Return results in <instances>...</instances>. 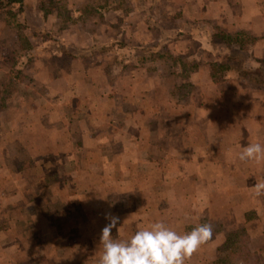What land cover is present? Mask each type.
Here are the masks:
<instances>
[{
	"label": "crops",
	"instance_id": "1",
	"mask_svg": "<svg viewBox=\"0 0 264 264\" xmlns=\"http://www.w3.org/2000/svg\"><path fill=\"white\" fill-rule=\"evenodd\" d=\"M45 1L0 0V51L13 49V40L5 44V34L10 38L17 35V25L11 22L9 13L6 14L10 7L14 10L13 15L16 13L17 19L23 21L27 29L38 26L37 20L42 23L44 19L46 28L40 32L33 31L32 34L46 38L54 34L52 26L47 24L53 16L50 12L46 15L42 6ZM72 1L75 3V16L71 14V17L77 19L76 23L85 18L81 17L85 4L90 3L103 13L105 19H108L104 24L108 40H113L115 28L120 27V22L115 23L108 16H130L133 21L130 23L133 24L129 35L132 39L136 36L140 40L130 44L132 39L127 42L125 38L124 49L155 52L165 49L172 56L197 64V68L187 77H165L160 75L163 61L143 59L134 69H127L116 79V71L109 67L106 69L107 62L100 55L116 49L117 45L121 44L97 43L91 37L99 36L94 32L95 29L89 34L79 28L77 32H63L64 26L61 25L58 28L62 32L61 40L55 42L54 48L52 40L39 45L43 52V59L40 58L42 66L37 70H30L32 82L43 85V99L49 100L50 107L38 109L28 106L22 112H18L16 108H8L3 115L8 113L11 121L6 123L0 120L2 172L4 163L9 166V163L16 164L20 161L19 148H25L30 163L29 172L42 184L38 188L35 182L34 189L32 178L28 174L29 187L34 192L31 195H35V198L38 189L42 188L39 192L46 191L47 194L60 185L65 187L64 182H57L60 177L68 181L73 179L66 175L71 174V171L66 174L51 172L50 175H33L31 166L34 164L36 167L35 164L40 161L46 164L62 162L69 170L73 164L84 163V174L96 173L94 170H87L91 163H96L97 169H106L107 165L111 164L115 168V164L125 163V174H129L126 178H129V181L137 180L136 186L131 187L125 195L127 197L134 194L135 187L140 185L142 189L148 186H141L142 181L138 183V174H141L140 177L144 180L150 177L152 165L157 166L155 170L159 174H176L174 177L177 179L187 177L186 174H208V184L215 183V188L208 190L210 210L218 213L227 228L233 220L236 221L234 228L245 227L249 233L246 239L247 247L252 252L247 264H251V260L254 261L253 264H264V154L252 160L239 158L240 153L250 144L264 145V0H168L170 4L166 6L164 3H167V0H112L114 4L120 1L125 4L128 2L129 8H132L129 12H124L117 5L107 8L103 5L104 0ZM140 1L145 5H139ZM152 5L154 10H150ZM162 12L167 13L168 22H174L167 31ZM80 24L83 22H79L77 26ZM100 28L102 26L98 28V32L102 34ZM219 30L228 33L246 31L257 40L247 49L239 50L235 45L230 46L218 39L216 34ZM150 35L155 40L152 44H148ZM30 43L31 49L34 44L31 40ZM74 45L78 53L72 58L68 57V52ZM215 62L227 64L220 80L212 77V64ZM169 63L171 65L170 61ZM176 64L181 66L178 61ZM36 65L38 62L34 61L33 67ZM15 68L16 73L23 69ZM149 70H157L161 77L157 76L159 79L157 78L154 84L152 81L155 78L148 73ZM38 71L42 72L41 75H36ZM167 78L173 79L169 92L165 84L171 80ZM184 78L192 84V89L186 96L194 105L182 113L181 105L185 101L169 97L174 95L175 85H182ZM82 99H90L91 107H82ZM169 103H173L174 110L178 113L176 116L181 118L177 121L180 126L164 124ZM33 113H43L46 122L34 123L36 118L32 123L29 122L28 119ZM169 127H173L172 130L179 128L181 135L176 139H172L173 134L168 137L158 135L165 129L169 130ZM21 131L24 133L23 138ZM38 146L64 148L60 154L61 160L54 159L52 151H45L42 156H38ZM7 147H14L13 153L9 154ZM198 148L208 149L205 154L208 159L192 161ZM62 171L65 170L62 168ZM115 171L109 170L107 174H116ZM2 172L0 177H4ZM51 175L55 176V182L49 181ZM3 183L5 184V181L0 184ZM5 185L7 188L19 187L16 184L12 187L13 183L10 182ZM99 185L90 180L82 187L93 193ZM79 193L82 195L76 188L69 191V194L73 195ZM20 196L21 193L17 191L14 198L17 204L12 201L4 206L0 205V262L2 258H8L11 264H19V259L24 254L21 248H26L27 245L34 250L31 257L43 258L46 264H64L67 260L63 256L66 255L64 250L75 234L70 235L67 228L77 230L87 224L84 220L66 222L59 217L55 219L52 204L47 209L44 206L39 209L37 204L30 201L21 205L23 198ZM66 204L69 205L67 200ZM22 207L26 210L28 208L30 212H38L37 216L29 218L26 228L22 225L28 214L21 212ZM64 210L68 211L66 207ZM29 216L31 217V214ZM214 242H218L220 246L223 244V238ZM76 253L77 251L71 252V255ZM81 258L76 255V261Z\"/></svg>",
	"mask_w": 264,
	"mask_h": 264
},
{
	"label": "rangeland",
	"instance_id": "2",
	"mask_svg": "<svg viewBox=\"0 0 264 264\" xmlns=\"http://www.w3.org/2000/svg\"><path fill=\"white\" fill-rule=\"evenodd\" d=\"M46 1L50 3L48 5L45 4V7L43 6V8L45 11L50 9L49 11L53 16L49 18V22L47 24L48 26L50 24L52 26L51 30L55 31L50 38H46L43 35L32 34L33 31L40 32L44 30V19L42 23L37 20L38 26H33V28L29 27V29L25 27L23 28L24 33L27 35L29 34L28 36L29 38H31L30 40L32 44H34L31 49H16L19 46V27H17V35L15 37L11 36L10 38L7 34H5V44L7 45L9 42H11V40H13V49H5L3 51H0V120L5 121L6 123L8 121H11L9 120L11 116L8 113L3 115L4 112L8 111V108H16L18 112H22L28 106L30 108L38 109H47L50 107L49 100L47 101L43 99V97H45L43 85L41 83L32 82V79L30 77V70H37L42 66V61L40 58L43 59V56L41 55L43 52L39 49V45L41 46L42 44H45L46 42H50V40H52L54 48L55 42L61 40L60 37H62V32L61 29L58 30L61 25L64 26L62 30L63 32H77V28H79L81 31L84 30L86 33L89 34L92 33V30L95 29L94 32H96L99 36L91 37L92 39H95L97 43L99 42L101 44H105L108 42H114L116 44H121L117 45L118 47L116 49L111 50L110 52H103L104 54L100 55L105 60V62H107V64H105L106 69L107 67H109V69H113L116 71V79H118V77L123 74L122 72L126 71L127 69H134L136 66H138L140 64V61H142V59H140L141 56H149L152 53L166 54L164 58L159 59L163 61L162 63H165L168 67H170L169 58H167L169 52H167L165 49H161V51L156 52L149 50L130 51L124 49L125 38L127 42L128 39L131 38L129 35V29L133 24L130 22L133 21H131L132 18H130V16H127L126 18L120 17L118 16V14H111L108 16V18L111 17L113 22H118V24L120 22V27L115 28L116 34H113V40H108V35H106L104 31V24L108 21V19L106 20L105 17L101 19L100 16L96 18L85 17L78 20L79 22H83V24L77 26L79 22H73L74 18L71 17V14L75 16V14L73 13L75 10L74 1ZM141 3L142 5H145L144 2L141 1L139 2V5H141ZM167 4H170L168 3V0L167 3H164V6H166ZM113 5H117V3H113ZM117 7H120L124 12H129L130 10H132V8H129L130 4L128 2H126V4L124 3L121 5H117ZM127 9L128 11H126ZM150 10H154L153 5L150 7ZM59 12L62 13V16L58 17ZM63 15L65 16L64 21ZM166 15L167 13L165 12H162L161 14V16H164L165 18L163 19L166 23L165 29L167 31V28H170V26L174 25V22H168V18L166 17ZM8 16L11 17V22L16 25L17 20H14V16H12L11 14H8ZM100 26H102V28H100L102 34H99L98 32V28ZM87 30L90 32H87ZM138 40H140V38L134 36L130 44H135L134 42ZM154 42V38L152 39V36L150 35L148 37V44H152ZM48 48H50V46H48ZM77 53V47L74 45V48H72L68 52V57L72 58V56L76 55ZM38 56L39 60L37 59ZM34 61H37L38 65L33 67ZM108 62L113 63H110V65ZM15 67H21L23 69L22 71H19V73H16ZM41 73V71H38L36 75H41ZM148 73L152 74L151 76L155 78L152 81L153 84L157 82L158 77L161 78L157 70H149ZM167 79L171 80L170 83L167 82L165 84L168 87L167 92H169V88H172L173 86V79ZM185 92L186 91L184 90L174 89V95H169V99L173 98L178 99V101L181 102L185 101L181 105V107L183 106L182 113L187 111L188 108L193 107L194 105V103L191 104V102L188 100L186 96L187 94ZM196 102L198 103V101ZM80 105L84 108L91 107V100L86 99L84 101L82 99ZM168 106L169 107L166 108L168 109L166 118L169 119L165 118L166 122H164V124L166 123L168 124V126H173L174 124H177L178 126H180V123H177V121L181 118L178 115L176 116V114L178 113L176 110H174L173 103H169ZM182 116L183 114H181V117ZM35 118L36 120L34 121ZM28 121L31 123L33 121L34 123H45L46 116L43 113L42 115L33 113L30 115ZM169 128V130L165 129L163 133H160L158 135L168 137L170 134H173L174 137H172V139H176V137H179L181 135V130L179 128H176L174 130H172L173 127ZM13 135L18 136L16 133H13ZM23 135L24 133L23 131H21V138H23ZM7 149L9 150V154H11L13 153L15 148L7 147ZM63 149L64 148L61 147L38 146L36 148V153L38 154V156H42L45 151H52L53 158L60 159V154ZM206 151H208V149L198 148V151H196L194 155L195 157L192 158V161H197L201 158L208 159V155H205ZM18 152L21 156L20 161L16 164L9 163V166L4 163L3 172L1 166L2 164L0 163V173L2 172V174L4 175V177H0V183L2 181H5V184L7 182L13 183L12 187H14V184L19 186L17 188H7L4 183L2 185L0 184V205L4 206L5 203H9L12 201L14 204H17L18 202L14 201V198L17 195V191H19L21 193L20 197L23 198L21 201V205L30 201L32 203L37 204V207H39V209L43 208V206L45 209H47V207L52 204V210L54 211L55 219L59 217L60 219H63V221L66 222L68 220H70V222H81L84 220V222L87 224V226L85 227L78 228L77 230L75 228L74 230L72 228H67L70 235H72L73 233L75 234H73L70 238V241L67 242V249L64 250L66 251V255L63 256L67 258L64 264H99V257L103 254L102 245L99 243L100 235L102 229L108 223H110V219L108 217L118 218L116 226L113 227L111 230L112 239L114 241L130 239L136 231L146 229L150 227L152 223L157 221L165 223L169 228L175 230L181 235L192 231L195 227L200 224H210L213 229L212 236L216 235L215 239H212L211 237L208 241L202 244L191 255L190 258H187L185 260V264H213L212 262L219 256L221 252L220 248H224V240L226 239V235L228 232L230 233L231 231L244 229L246 238L249 234L245 227L240 226L238 228H234V223L236 222L235 220H233L232 224H230L231 226L229 225V228H227L223 224L224 222L222 221L218 213L210 210V205H208V190L210 188H215V183L213 182L211 184H208V174H186L187 177L184 176L181 179H177L174 177L176 174H159L158 171L155 170L157 166L152 165V167H150V177H147L144 180L140 177L141 174H138V183L142 181L141 186H148L142 187V189L140 188V185L135 187L134 194L131 196L129 195V197H127L125 195H127V192L131 187L136 186L137 180L129 181V178H126V175L129 174H125V163L115 164L116 169L112 164L107 165L106 169H97V164L91 163V166L88 167L87 170H94V173H96L84 174V171L86 170V164L84 163L73 164L71 170H69L66 164H63L62 162L54 161V163L46 164V162L40 161V163L35 164L36 167L33 166L34 164L31 166V171L33 175H50L52 174L51 172H54L53 174H63L65 172L66 174V172L71 171V174L66 175L67 177H73V179L68 181L67 179L64 180L63 177H60L57 182H64L66 185L65 187H62L60 185V187L58 186L54 188L52 193L47 194L46 191L39 192L42 188L40 190L38 189L35 198V195H31V193L33 192L32 188L29 187L30 179L28 174H30V167L28 168V165L30 163L28 161L29 158L27 157V150L21 147L19 148ZM178 154L180 155V152H178ZM136 165L139 166L140 164ZM62 168L65 171H62ZM109 170H116V174L108 175L107 173ZM160 170H162V168ZM19 172H21L22 174H19ZM30 176L32 178L33 188L35 182H37L36 186L38 188L41 187L42 184L39 183V180H35L34 177H32V174H30ZM109 176H111V178ZM90 180H94L95 182L100 184L98 188L94 189V195L92 192H88L86 190L88 188L82 187L83 185H85L86 182H89ZM49 181L55 182V176L51 175ZM116 181L119 182V185ZM75 188L78 192L80 190L82 195H80V193L78 195L69 194V191H73V189ZM66 200L69 202V205L66 204ZM111 204H113L112 208ZM132 205L135 209L132 207ZM65 207L68 210L67 212H65L64 210ZM70 209L72 210V212ZM60 211H62L63 213H61ZM21 212L24 214H28L27 216H25L22 225V227L25 228L28 226L29 218L32 219L38 215V212L35 213L34 210H31L30 212L28 211V208L26 210L23 207L21 209ZM30 214L31 217L29 216ZM57 221L59 222L60 226L61 223L59 219ZM73 237L75 238L74 241L72 240ZM82 237L83 242L81 241ZM222 238V245L219 246L218 242H214L215 240H220ZM21 250L24 254L21 255L18 262L19 264L23 262H25V264H46V262L43 261V258L31 257L34 254V250L28 248L27 245L26 248H24L23 246ZM76 251V254L71 255V252ZM76 255L82 258L79 261H76ZM253 263L254 261L251 260V264ZM0 264H11V260L8 258H2V262H0Z\"/></svg>",
	"mask_w": 264,
	"mask_h": 264
},
{
	"label": "clouds",
	"instance_id": "3",
	"mask_svg": "<svg viewBox=\"0 0 264 264\" xmlns=\"http://www.w3.org/2000/svg\"><path fill=\"white\" fill-rule=\"evenodd\" d=\"M264 154V145L254 143L240 153L241 160H252ZM108 223L101 231L99 243L103 254L99 264H185V260L212 237L213 229L204 223L183 235L169 228L161 221L141 229L127 240L114 241L111 230L118 218L108 217Z\"/></svg>",
	"mask_w": 264,
	"mask_h": 264
},
{
	"label": "trees",
	"instance_id": "4",
	"mask_svg": "<svg viewBox=\"0 0 264 264\" xmlns=\"http://www.w3.org/2000/svg\"><path fill=\"white\" fill-rule=\"evenodd\" d=\"M17 1V0H15ZM20 2V0H19ZM112 0H104L105 6L107 8H111L113 5ZM8 5L10 3L6 2ZM50 2H44L42 6L45 7V4H49ZM117 5L124 4V2L120 1L117 2ZM12 4V3H11ZM20 11V8H18ZM17 10V12H18ZM50 10V9H49ZM49 10L45 11L46 15L50 12ZM11 13H10V12ZM82 16L81 17H87V16H100L101 18L104 17L102 12H99L95 7H93L92 4L88 3L85 4L82 8ZM9 13L12 16H14V19L17 20L16 25L19 27V33H18V49L17 50H28L31 47L30 38L27 34L24 33V27H26L25 23L19 19H17L16 13L13 15L14 10L12 7L7 9L6 14ZM16 16V18H15ZM62 16V13H58V17ZM65 19V16L63 15V21ZM62 20V19H61ZM77 19L75 18L73 22H76ZM216 37L220 40H223L224 42L228 43L230 46L235 45L239 50H245L248 48V46L252 43H254L257 39L252 36L250 33L246 31H237L234 33H228L224 30H219L216 34ZM166 54H160V53H152L149 56H141L140 59H159L164 58ZM169 61L171 62L170 67L167 66L165 63H161L162 72L161 75L167 76H185L187 77L190 72L194 71L197 68V64H194L189 61H183L182 58L168 55ZM236 58V57H235ZM181 59V60H178ZM178 61L180 67L177 66L176 62ZM244 62V57H243ZM170 64V63H169ZM227 64L223 63H213L212 64V77L215 80H220L224 76V70L226 69ZM192 84L189 83L186 78H184V81L182 82V85H175V90H184L187 94L188 91H190L192 88ZM229 233V232H228ZM227 233L226 239L224 240V248H220L221 252L219 256L212 262L213 264H247L250 261V258L252 257V252L250 248L247 247V238L245 237V230L240 229L237 231H231L229 234ZM216 235L212 236V239H215Z\"/></svg>",
	"mask_w": 264,
	"mask_h": 264
}]
</instances>
